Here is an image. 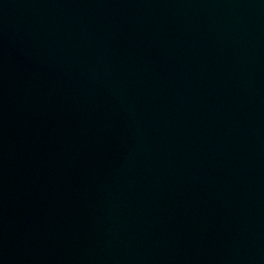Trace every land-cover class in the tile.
<instances>
[{
	"label": "water",
	"instance_id": "1",
	"mask_svg": "<svg viewBox=\"0 0 264 264\" xmlns=\"http://www.w3.org/2000/svg\"><path fill=\"white\" fill-rule=\"evenodd\" d=\"M0 264H264V0H0Z\"/></svg>",
	"mask_w": 264,
	"mask_h": 264
}]
</instances>
